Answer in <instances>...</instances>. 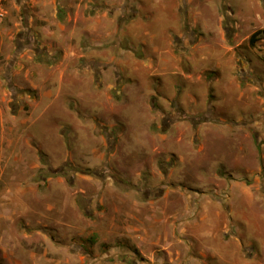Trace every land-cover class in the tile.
I'll return each instance as SVG.
<instances>
[{
  "label": "rangeland",
  "instance_id": "obj_1",
  "mask_svg": "<svg viewBox=\"0 0 264 264\" xmlns=\"http://www.w3.org/2000/svg\"><path fill=\"white\" fill-rule=\"evenodd\" d=\"M264 0H0V264H264Z\"/></svg>",
  "mask_w": 264,
  "mask_h": 264
},
{
  "label": "trees",
  "instance_id": "obj_2",
  "mask_svg": "<svg viewBox=\"0 0 264 264\" xmlns=\"http://www.w3.org/2000/svg\"><path fill=\"white\" fill-rule=\"evenodd\" d=\"M258 35H261L262 37H264V29L260 30V31H257L255 32L251 37H250V42L252 44H254L256 41H257V36Z\"/></svg>",
  "mask_w": 264,
  "mask_h": 264
}]
</instances>
